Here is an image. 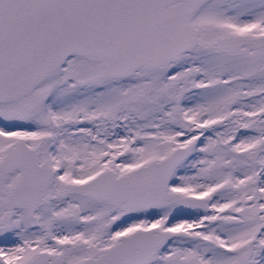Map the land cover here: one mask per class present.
Segmentation results:
<instances>
[{
	"label": "snow or ice",
	"instance_id": "snow-or-ice-1",
	"mask_svg": "<svg viewBox=\"0 0 264 264\" xmlns=\"http://www.w3.org/2000/svg\"><path fill=\"white\" fill-rule=\"evenodd\" d=\"M0 264H264V0H0Z\"/></svg>",
	"mask_w": 264,
	"mask_h": 264
}]
</instances>
